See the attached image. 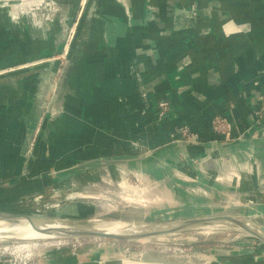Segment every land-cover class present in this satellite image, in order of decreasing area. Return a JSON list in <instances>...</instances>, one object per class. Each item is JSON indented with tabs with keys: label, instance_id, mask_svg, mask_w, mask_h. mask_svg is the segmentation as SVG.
Instances as JSON below:
<instances>
[{
	"label": "crops",
	"instance_id": "crops-1",
	"mask_svg": "<svg viewBox=\"0 0 264 264\" xmlns=\"http://www.w3.org/2000/svg\"><path fill=\"white\" fill-rule=\"evenodd\" d=\"M168 1L99 0L65 80L61 74L71 58H50L64 46L59 24L0 39V212L20 213L14 210L22 207L17 198L48 186L50 178L57 183L91 168L94 180L100 168L117 165L137 175L153 168L179 175L192 168L207 180L212 162L224 174V165L242 158L249 146L256 156L263 153L264 139L257 140L253 124L264 110V57L258 52L264 40L259 44L252 27L243 50L242 38L232 34L253 8L240 0ZM70 12L76 15V5ZM8 26L0 31L10 32ZM36 59L41 63L34 67ZM18 67L26 69L12 71ZM53 76L61 85L35 149L40 162L27 167L31 129ZM161 100L171 109L160 117ZM217 117L230 125L229 138L216 132ZM181 126L197 141L183 138ZM255 186L264 191V179ZM70 252L50 257L64 263Z\"/></svg>",
	"mask_w": 264,
	"mask_h": 264
},
{
	"label": "rangeland",
	"instance_id": "rangeland-1",
	"mask_svg": "<svg viewBox=\"0 0 264 264\" xmlns=\"http://www.w3.org/2000/svg\"><path fill=\"white\" fill-rule=\"evenodd\" d=\"M91 2L92 0H0V25L2 29L10 25L11 29L10 32L0 31V39H7L6 36H10V33L14 38L24 35L27 27L33 26L37 31L46 29L50 23H57L61 28L59 38L64 45L69 43L72 48L74 42L82 44L90 34L85 27V17ZM239 2L253 8L248 12L250 15L239 16V30L232 33L242 38V48L245 50L252 39V27L258 28L259 44L264 40V0ZM168 3L170 4V0ZM75 5L74 16L70 11ZM96 14L97 12L93 20ZM190 15L195 17L191 10ZM226 18L227 23L231 22V16ZM254 20H257V24L251 22ZM261 45L258 52L264 57V45ZM61 55L63 56V49L60 53L53 50L50 58L65 61L67 58ZM39 63L41 59L34 60V67ZM25 69L18 67L12 71ZM55 82L54 79L53 83ZM46 99V105L31 129L25 153L27 167L31 164L36 166L40 162V152L37 153L35 149L49 108L55 103L54 93H50ZM163 101L168 105L160 108V102L158 103L160 117L171 109L170 102ZM227 124L223 118L214 119L216 132L229 138L230 125ZM38 125H41V130L39 128L40 133L35 135ZM253 126L257 130V140L264 139V110L257 113ZM181 129L179 127V133ZM181 135L187 139L196 136L193 133ZM243 139H249V135H245ZM249 148L250 146L244 150L242 158L233 159L231 163L230 160L224 165V174L212 162L213 171L207 172L210 177L207 180L199 172L195 175L192 168L183 170L179 175L171 174L163 168H153L137 175L134 171V174L130 173L122 165L100 168L99 180L90 178V173L95 168L88 169L83 176H71L57 182L58 184L50 178L48 186L44 182L41 189L17 198V203L22 207L14 210L69 222L81 221L82 226L88 227L102 226L117 220L156 225L217 215L239 216L261 226L264 225V191L256 190L255 185L261 178L264 179V145L259 157L255 155V150ZM256 175L260 177L257 178ZM175 177L183 181H176ZM0 226L3 229L11 227L9 224ZM9 234L16 235L14 232ZM9 234L2 235L1 239L12 238ZM68 249L71 252L66 262H53L50 256L60 259L62 256H53L54 253L69 251ZM80 256L84 260L83 264H116L121 260L155 264H264V242L229 227L217 228L212 232L193 230L148 242L28 237L24 240H0V264H82ZM216 258L220 260L215 262Z\"/></svg>",
	"mask_w": 264,
	"mask_h": 264
},
{
	"label": "water",
	"instance_id": "water-1",
	"mask_svg": "<svg viewBox=\"0 0 264 264\" xmlns=\"http://www.w3.org/2000/svg\"><path fill=\"white\" fill-rule=\"evenodd\" d=\"M98 0H92L85 17V27L88 30L91 28V24L93 22V17L97 12ZM81 44L73 43V47L70 48V54L68 59H70V68L63 70L61 74V80H65L68 78L69 72L72 67L75 65L76 60L80 56ZM67 59V61H68ZM53 67V66H52ZM51 70L53 68H50ZM44 73L47 72V69H44ZM42 77L40 79L43 80L44 74H41ZM54 76L50 80V83L47 87V92L44 93L39 113L46 105L47 97H49L50 93H54V100L60 91L61 82L54 84ZM49 108V111L51 110ZM48 111V113H49ZM122 223H126L128 225L132 224L136 228H127L120 232H111L105 230L102 226L97 227H88L82 226L80 224L81 221H73L69 222L67 220L57 219L51 216H43V215H34V214H25V213H6L0 212V224H9L11 225L10 231L15 232L16 235L12 238L0 239V240H24L28 235V231L24 227L23 222H28L31 227L37 231L39 234L45 236L44 239H111L115 241L122 242H148L153 239H159L166 236L176 235L183 232L199 230L212 232L217 228L229 227L240 232L246 233L249 236L264 242V225L257 226L249 221L245 220L239 216L232 215H217L203 218H193L186 220H179L174 222H167L163 224H141L136 222H125L121 220H117ZM56 223H60L57 227H48L52 226ZM10 232V233H11ZM40 239V238H39Z\"/></svg>",
	"mask_w": 264,
	"mask_h": 264
},
{
	"label": "bare ground",
	"instance_id": "bare-ground-1",
	"mask_svg": "<svg viewBox=\"0 0 264 264\" xmlns=\"http://www.w3.org/2000/svg\"><path fill=\"white\" fill-rule=\"evenodd\" d=\"M22 225H24V227L28 231V235L26 237H28V238H45V236H43V235L39 234L37 231H35L28 222H23ZM59 225H60V223H56V224H54L52 226H48V227H56V226L58 227ZM0 227H2V226H0ZM102 227L105 230H108V231H111V232H120V231H123V230H125L127 228H136L135 226H132V224L128 225L126 223H122V222H119V221H114V222L109 223V224L105 223V225H102ZM10 232L11 231H10L9 227L8 228L5 227L4 229L0 228V239L2 238L1 237L2 235L9 234ZM116 264H155V263H137V262H130V261H127V260H121V261L116 262Z\"/></svg>",
	"mask_w": 264,
	"mask_h": 264
},
{
	"label": "built area",
	"instance_id": "built-area-1",
	"mask_svg": "<svg viewBox=\"0 0 264 264\" xmlns=\"http://www.w3.org/2000/svg\"><path fill=\"white\" fill-rule=\"evenodd\" d=\"M69 42V41H68ZM70 48L71 47H69V43L68 44H65L64 45V47H63V56L61 55V57H64V58H67L68 57V54H69V52H70ZM168 105V103L166 102V101H161L160 103H159V106H160V108H162V107H164V108H166V106ZM220 122H222V121H220ZM39 126V125H38ZM219 126V125H218ZM39 128H40V130H41V125L36 129V131H35V135H38L40 132H39ZM182 129L180 130V132H181V134H183V135H187L188 133L189 134H192L191 132H190V129H188L187 127H181ZM191 139H193V141L195 142L197 139H196V136H191Z\"/></svg>",
	"mask_w": 264,
	"mask_h": 264
}]
</instances>
